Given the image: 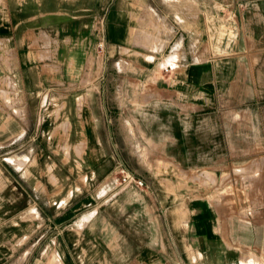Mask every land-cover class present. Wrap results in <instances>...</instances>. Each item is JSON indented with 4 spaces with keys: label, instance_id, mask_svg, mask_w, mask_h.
Masks as SVG:
<instances>
[{
    "label": "crops",
    "instance_id": "0c3cea01",
    "mask_svg": "<svg viewBox=\"0 0 264 264\" xmlns=\"http://www.w3.org/2000/svg\"><path fill=\"white\" fill-rule=\"evenodd\" d=\"M218 1L231 8L238 29L244 28L245 20L247 30H264V0H0V76L18 95L16 103L1 106L7 114L0 123V147L21 140L28 125L60 124L71 133L70 154L62 150V155H70L76 164L82 160V166L68 168L70 177L64 184L63 175L68 173L62 165L46 170L49 154L43 153L37 162L39 149L33 156L30 153L34 165L24 166L20 175L9 161L14 154L0 149V238L8 242L0 241L1 246H12L9 238L30 237L33 210L39 224L50 228L49 236L44 229L39 237H49L53 244L40 247L44 258L39 263L241 264V257H246L260 264L259 256L264 264V207L262 222L248 225L206 197L176 201L169 191L173 181L167 179L164 188L154 166H131L129 155L138 156L111 144L126 138L120 130L118 134L111 130L119 123L101 111L117 106L106 103L104 95H118L129 87L137 94L157 70L173 72L172 64L203 67L205 79L216 76L202 63L200 56L207 54L198 31L203 28L200 15L216 14ZM247 43L252 46L254 37H248ZM199 73L202 77L201 70L181 77L193 83L187 77L195 79ZM8 93L0 89L6 101ZM83 94L87 99L80 101ZM256 105L248 104L246 109ZM181 120L187 125L185 118ZM130 121L125 120L124 127L140 126L134 128L140 139L155 141L159 135L168 139L163 130H169L168 118ZM42 135L39 130L26 134L24 140L36 136L43 141ZM24 160L13 158L18 165ZM117 163L143 184L118 183L113 178ZM19 218L22 232L7 229ZM3 228L7 233H2ZM29 249L27 245L21 253ZM247 249L256 256L243 254ZM3 251L0 264L15 247Z\"/></svg>",
    "mask_w": 264,
    "mask_h": 264
},
{
    "label": "rangeland",
    "instance_id": "374dc122",
    "mask_svg": "<svg viewBox=\"0 0 264 264\" xmlns=\"http://www.w3.org/2000/svg\"><path fill=\"white\" fill-rule=\"evenodd\" d=\"M214 4L217 13L207 12L200 15L199 21L203 28L198 33L204 41L202 51L207 54L200 56L203 58L202 63L216 76L205 79L203 67L195 69L189 65L172 64L173 72L166 74L164 67L157 70L153 78L138 87L137 94L131 93L132 89L129 87L125 89L126 92L118 95H104L106 103L117 106L111 107L110 112L101 111L116 119L119 125L111 130L115 133L120 130L119 135L126 138V141H113L111 144L116 148L125 146L138 156L136 159L129 155L127 161L131 166H154L164 188L167 179L173 181L170 182L169 191L173 193L176 201L203 196L212 204L228 209L229 213L233 211L242 219V223L249 225L262 222L264 207V30H247L245 20H242L244 28L238 29L232 23L231 8L219 1ZM250 36L254 37L252 46L247 43ZM194 70H201L202 77L199 73L195 79L187 78L193 83L201 81L200 83H189L181 77L186 75L185 72ZM7 80L0 76V89L5 88L9 92L7 101L0 94V123L7 114L2 109L5 107L1 106H8L7 102L12 104L18 101V95L11 92L8 86L10 82ZM115 80L118 79H109L111 83ZM85 82L86 79H82L80 83ZM86 99V94L81 95L80 101ZM251 103L258 105L246 109ZM15 110L16 108L13 111L19 116L18 110ZM151 117L169 119V130L166 127L163 129L168 133L167 140L166 136L159 135L155 141L147 142L145 138L140 139L135 131L140 126L124 127L123 124L125 120ZM181 118L188 121L187 125ZM17 129L21 132L22 127L17 125ZM158 129L161 130V127ZM39 130L43 133L42 142L36 136L30 141L24 140L26 134L34 135ZM69 130H63L60 124L45 128L28 125L25 135L20 137L21 140L0 149L7 150L8 153L5 154H14L9 161L18 167L20 175L24 166L29 163L34 165L35 160L39 162L43 153L49 154L50 157L44 162L46 170L50 172L54 164L62 165L68 173L63 175L65 184L70 177L68 168L81 165L82 161L79 158V164H76L70 155H62V150L69 152L71 148ZM2 133L0 130V137ZM54 137L57 138L53 139ZM142 144L146 145L145 150ZM36 149H39L37 159H28V155L31 153L33 156ZM74 149H78L75 143L72 146V153L75 155ZM13 158L25 160L18 165ZM79 176L82 177V173ZM16 179L22 183L21 178L16 176ZM29 217V238H9L12 246L8 244L7 247L1 246L6 238H0L1 252L3 249L10 252L11 247H15L14 253L7 255V261L14 258L10 264H44L43 261H38L40 257L44 258V254L39 255V249L45 242L48 248L53 245L49 237L47 240L39 237L44 229H47L46 235L49 236L50 228L39 224L33 210ZM22 224L23 221L19 218L9 224L7 229H19L22 232ZM6 231L3 228L2 233H7ZM27 245L30 247L28 252L21 253ZM249 252L253 253L251 249L242 251L243 254ZM256 257L262 264L261 257ZM246 259L241 257V264H255ZM7 261L1 264H6Z\"/></svg>",
    "mask_w": 264,
    "mask_h": 264
},
{
    "label": "built area",
    "instance_id": "2783aa9c",
    "mask_svg": "<svg viewBox=\"0 0 264 264\" xmlns=\"http://www.w3.org/2000/svg\"><path fill=\"white\" fill-rule=\"evenodd\" d=\"M100 44V43H98ZM166 70V68H165ZM113 178L120 184L132 183L135 185H142L143 181L140 178L135 177L131 174L122 164L117 163L113 170Z\"/></svg>",
    "mask_w": 264,
    "mask_h": 264
}]
</instances>
